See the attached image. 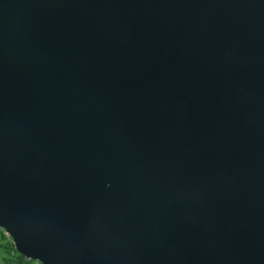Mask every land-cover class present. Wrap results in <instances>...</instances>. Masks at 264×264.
Listing matches in <instances>:
<instances>
[{"label":"water","instance_id":"water-1","mask_svg":"<svg viewBox=\"0 0 264 264\" xmlns=\"http://www.w3.org/2000/svg\"><path fill=\"white\" fill-rule=\"evenodd\" d=\"M0 229L40 264H264V0H0Z\"/></svg>","mask_w":264,"mask_h":264},{"label":"trees","instance_id":"trees-1","mask_svg":"<svg viewBox=\"0 0 264 264\" xmlns=\"http://www.w3.org/2000/svg\"><path fill=\"white\" fill-rule=\"evenodd\" d=\"M0 264H40L29 260L17 251L11 237L0 229Z\"/></svg>","mask_w":264,"mask_h":264}]
</instances>
